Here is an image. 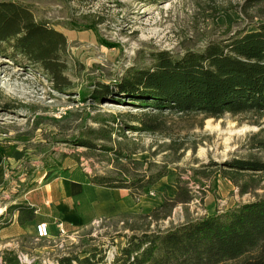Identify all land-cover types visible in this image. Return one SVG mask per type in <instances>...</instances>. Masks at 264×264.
<instances>
[{"label": "rangeland", "instance_id": "obj_1", "mask_svg": "<svg viewBox=\"0 0 264 264\" xmlns=\"http://www.w3.org/2000/svg\"><path fill=\"white\" fill-rule=\"evenodd\" d=\"M0 1L30 4L38 21H48L65 34V75L70 84L58 92L43 71L24 69L0 55V196L1 188L6 192L24 178L37 187L32 188L35 194H42L41 210L46 218L64 211L54 225L38 222L48 224L45 239L30 231L14 240L0 233V254L22 244L33 251L17 252L21 259L33 257L39 264H56L60 254L96 245L106 253L102 264H109L123 246L124 236L132 234L124 226L138 221L118 216L149 213L160 204L161 194L174 195L177 177L188 181L195 197L189 204L177 206L167 220L153 222V230L221 213L264 196V171H249L239 179V184L251 186L244 194L221 174L227 170L225 162L233 159L264 163V149L257 148L264 143V114L211 118L163 113L162 131L141 133L127 126L136 125L142 114L154 113L117 93L99 101L92 98L106 84L115 92V82L132 69L150 67L156 52L168 51L179 58L185 51L201 52L210 42L244 28L246 20L235 9L244 0ZM102 126L114 129L112 142L96 144L113 150L120 146L125 158L103 148L71 143L87 128ZM134 160L143 165L132 164ZM58 164L61 167L46 169ZM127 171L164 176L150 189L154 196L149 191L125 200L123 210L121 197L99 191L81 193L68 207L62 200L64 192L79 187L64 178L83 181L85 174L119 178ZM2 213L4 209H0ZM58 221L63 223L64 233L57 230Z\"/></svg>", "mask_w": 264, "mask_h": 264}, {"label": "trees", "instance_id": "obj_2", "mask_svg": "<svg viewBox=\"0 0 264 264\" xmlns=\"http://www.w3.org/2000/svg\"><path fill=\"white\" fill-rule=\"evenodd\" d=\"M235 9L246 20L244 28L210 42L201 52L185 51L179 58L168 51L156 52L150 67L132 69L128 76L115 82V92L106 84L92 98L99 101L117 93L134 106L154 113L142 114L145 119L139 117L136 125L127 126L141 133L162 131L163 113L211 118L264 114V0H244ZM66 48L65 34L48 21H38L30 4L0 1V55L24 69L43 71L58 92L70 86L65 75ZM113 133L112 127H90L71 143L87 149L103 148L125 158L120 146L113 150L96 144L111 143ZM257 145L264 149V143ZM132 164L142 166L143 162L134 160ZM54 167L61 165H48L46 169ZM225 167L227 170H221V174L238 185L241 194L251 186L247 182L239 184V179L249 171H264V163L258 160L233 159L225 162ZM85 176L91 185L125 189L137 198L149 193L164 174L145 177L127 171L120 173L123 178ZM174 186V195L161 194L160 204L149 213L118 216L138 221L124 226L132 234L124 236L123 246L109 264H264V196L221 213L153 230V222L167 220L177 206H185L195 197L188 181L177 177ZM11 195L5 203L13 204L6 206V213L16 215L19 225L33 222L36 209L19 200L23 192ZM8 225V219H4L0 229ZM105 260V250L96 245L56 258L57 264H102ZM39 263L33 257L23 260L12 250L0 255V264Z\"/></svg>", "mask_w": 264, "mask_h": 264}, {"label": "crops", "instance_id": "obj_3", "mask_svg": "<svg viewBox=\"0 0 264 264\" xmlns=\"http://www.w3.org/2000/svg\"><path fill=\"white\" fill-rule=\"evenodd\" d=\"M64 179H67V180H69L68 182H70L72 184H75V185H78L80 187V188L79 187L78 188L74 187L75 190L70 191V192H64L65 194L62 197V200H64L66 206L72 204V200H74L75 198L79 197L81 195V193L87 192V191H90V190H92V192L93 191L94 192L99 191L100 193H104V194H107V195L121 197V199H122V201H121L122 203L121 204L123 205V208L121 210H123L125 208V206L123 204V201L132 198L129 195L128 191L125 190V189H106V188H101V187H97V186L91 185L89 183L88 179L86 178V176L84 178L85 180H83V181L70 180L68 178H64ZM23 180H25V179L22 178L19 181H17L18 183L16 184V187L8 189L6 192H4L5 188H1L4 191L2 192L3 195L0 196V209H4V213L0 214V223L4 219H8L9 225L6 226V227L1 228L0 229V233H2L4 236H7V237L9 236L11 238V240H14V237H16L17 235L27 234L28 231H30V233L32 235H35V225L38 222L45 221V222L49 223V226H51V224L54 225L56 220L60 219L61 217L63 218V214H64V211L62 210L61 214L52 213L51 214L52 216L49 215L48 218H46L45 215H44V212H42V210H41V196H42V194H40V193L35 194L33 192L35 190H33V189H35L37 187L33 188L28 183H26ZM17 192H19V193L23 192V195L20 197L19 200L26 201L30 206H33L36 209V211H35V214H36L35 219L31 223H27L25 225H19L18 222H17V216L16 215L9 216L6 213V206H8V204H10L11 202L8 201L7 203H5V201L9 200L10 196H12L11 194L17 193ZM69 195H72V196H69ZM95 200H96V198L92 199L91 205L95 204L94 203ZM11 204H13V203H11ZM44 204L48 205V201H44ZM96 206H94V208H93V212L95 213V215L99 213L98 212V208ZM14 247H17V250L15 251L16 253L19 252V251H25V250H29L30 252L33 251V248H31V247H29L27 245L14 244V246H12L10 248H14ZM10 248L6 249V250H10Z\"/></svg>", "mask_w": 264, "mask_h": 264}, {"label": "built area", "instance_id": "obj_4", "mask_svg": "<svg viewBox=\"0 0 264 264\" xmlns=\"http://www.w3.org/2000/svg\"><path fill=\"white\" fill-rule=\"evenodd\" d=\"M149 194L154 196V193L152 191H150ZM35 228H36V234H37L38 239H45L49 236L48 224L41 222V223L36 224ZM56 228L60 233H64V225L62 222L58 221L56 223Z\"/></svg>", "mask_w": 264, "mask_h": 264}]
</instances>
